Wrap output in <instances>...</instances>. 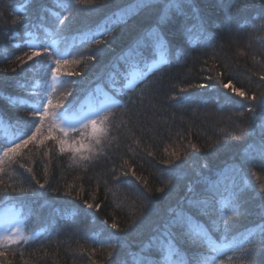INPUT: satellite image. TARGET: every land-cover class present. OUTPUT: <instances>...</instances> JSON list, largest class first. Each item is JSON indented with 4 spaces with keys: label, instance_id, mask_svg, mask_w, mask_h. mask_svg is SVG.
I'll list each match as a JSON object with an SVG mask.
<instances>
[{
    "label": "trees",
    "instance_id": "1",
    "mask_svg": "<svg viewBox=\"0 0 264 264\" xmlns=\"http://www.w3.org/2000/svg\"><path fill=\"white\" fill-rule=\"evenodd\" d=\"M197 2L205 18V31L193 32L190 39L180 33L170 36L168 62L159 65L149 81L129 94L134 103L112 109L110 126L99 146L92 143L89 129L76 137L85 145L80 153H61L55 140L44 139L43 144H29L22 150L17 159L24 168L17 163L3 165L0 209L7 204L20 206L27 229L35 233L44 228L45 232L0 247L4 253L0 264H120L129 251L137 252L149 239L159 219L185 196L186 186L198 179L197 173L210 175L231 162L239 143L235 136L255 129V138L259 139L257 126L264 119V107L259 105L264 97V0H226L223 10L216 0ZM96 4L106 10L109 0H96ZM228 11L230 23L225 21ZM25 12L33 25L31 38L26 35L27 26H21ZM53 13L61 18L67 15L58 7V0H0V96L15 97L13 107L7 98L0 99V143L6 135L20 134L15 128L16 117L31 116L28 108L34 100L20 85L38 92L51 86V72H45L36 62L47 64L54 58L48 56L45 61L43 48L25 44L52 45L56 40V47L67 48L68 63H62L56 73L60 83L52 93L53 103L66 104L76 96L88 107V100L113 86L109 79L112 62L135 35L118 25L101 38L106 43L75 47L83 39L78 33L95 29L106 18L104 12L80 11L75 19L64 21L59 27L65 39L48 35L57 27ZM207 36L212 38L205 39ZM177 45L181 46L179 59ZM98 47L106 51L93 60L91 55ZM52 50L50 47L48 52ZM33 51L40 56L29 60ZM6 56L11 58L4 59ZM66 79L80 83L64 84ZM116 79L119 81V77ZM229 82L245 96L232 93L231 87L223 88ZM200 84L209 87L202 89ZM93 89L96 95L88 96ZM193 94L207 103L184 102V97ZM253 95L255 101L249 99ZM249 107H254L256 118ZM59 127L58 123L52 125L53 137L61 135ZM74 135L69 133L70 140ZM27 168H32V173ZM247 176L257 190L264 184V169L258 165H250ZM69 190L72 196L65 195ZM85 200L93 208L85 210ZM259 203L252 200L245 215L229 221L230 236L238 241L248 230L256 229L254 226L261 222ZM112 223L118 228L112 229ZM211 234L219 242L221 233ZM259 239L255 246L244 243L249 255L227 250L221 257L224 264H264V246Z\"/></svg>",
    "mask_w": 264,
    "mask_h": 264
},
{
    "label": "snow or ice",
    "instance_id": "2",
    "mask_svg": "<svg viewBox=\"0 0 264 264\" xmlns=\"http://www.w3.org/2000/svg\"><path fill=\"white\" fill-rule=\"evenodd\" d=\"M225 2L226 0H216L222 10ZM85 5H90V7H82ZM58 7L67 15L61 18L59 14L53 13L57 18V27L48 35L54 34L60 39H65V37L60 35L62 29L59 26L70 17L75 19L80 11L104 12L106 18L95 29L90 28L78 33L83 36V39L79 45H74L75 47H83L84 44L106 43L101 38L111 34L118 25L134 32L135 35L124 51L112 62L109 79L112 80L113 86L97 98L95 108L81 104L76 96H73V99L66 104L53 103L52 93L56 91L57 83H60L56 73L62 63H68L67 56L70 53L67 48L56 47V40H53L52 45L44 42L24 45L33 49L43 48L46 53L45 61L48 56L54 58L47 64L44 61L36 62L42 70L51 72L52 82L49 90L45 92L34 91L26 84L20 85L32 97L34 103L28 108L31 113L30 117L15 118V128L20 134L6 135L4 141L0 143V172L3 171V165L6 162L19 164L17 158L21 156L22 150L29 144L37 142L43 144L44 139L55 140L61 153H80L85 145L76 137L83 136L90 129L92 143L99 146L106 128L110 126L109 114L112 109L134 103L129 94L135 92L140 84L149 81L159 65L168 62L167 57L171 55L170 36L173 33H180L183 37L190 39L193 32L203 33L205 31V18L197 0H109V7L106 10L101 9L96 4V0H58ZM228 8H231L230 4ZM20 10L17 9L18 12ZM25 16L21 26H27L26 35L31 38L32 21L26 12ZM225 21L231 22L230 11L226 13ZM40 22L43 23V19ZM76 38L73 37V40ZM211 38V36L205 37L209 40ZM50 47L53 50L49 53ZM108 47L110 48V45ZM180 47L177 45V59H179ZM105 51L106 48L98 47L92 53L91 59L94 60L97 55H103ZM33 56H40V53L33 51L28 59L32 60ZM10 58L11 56L4 57V59ZM20 59L17 57V60ZM29 67H35V65ZM71 75L73 74H68V76ZM116 77H119V81ZM261 79L264 80V77ZM63 83L75 85L80 82L66 79ZM117 83L119 87H115ZM198 87L207 89L209 85L200 84ZM230 87L232 93L240 97L245 96V93L233 87L231 82L223 85L225 89ZM2 91L3 89L0 88V92ZM141 91L143 92V89ZM181 91L185 90L181 89ZM96 92L97 90L93 89L87 95L95 96ZM68 95L72 93L69 92ZM125 97L127 99H124ZM4 98L9 100L10 107L14 106L11 101L15 97L0 96V99ZM183 99L186 103H207L206 100H198V94ZM249 99L255 101L256 97L253 95ZM259 105L264 107V97L259 101ZM248 111L252 113L253 118H256L254 107H249ZM57 123L60 125L61 135L53 137L52 125ZM257 127L260 129L259 139L255 138V129L249 131L247 135L241 132V135L235 136L234 139L239 143L231 162H225L220 169L210 175L197 173L198 179L186 186L185 196L159 219L149 239L140 246L137 252L129 251L127 259L121 260L120 264H224L221 257L229 249L233 252L240 250L242 255H249L251 253L244 247L243 241H237L234 236H230L232 224L229 221H232L233 217L245 215L249 211L248 206L252 200L260 202L258 215L261 222L254 226L259 229V232L248 231L244 240L255 246L256 237L259 236L258 243L264 246V184H261L257 190L252 187L247 176L250 165H258L264 169V119H261ZM45 131L47 136L44 135ZM69 133H75L71 140ZM38 137H43V139L38 140ZM173 155H176L177 159L180 158L175 152ZM19 167L24 168L25 165L19 164ZM26 171L32 173L33 170L27 168ZM123 174L127 175V172ZM116 180L118 181L119 178L116 177ZM36 183L39 184V181L37 180ZM39 186L44 187L43 184ZM65 195L72 196L71 190ZM4 199L7 200V196ZM83 203L85 210L93 208V205L86 200ZM96 208L98 210L99 205H96ZM225 208L228 209L227 212ZM102 223L107 225V221H102ZM13 226L12 222L0 226V247H6L9 243H18L20 240L33 239L25 237L19 227H16L15 233L11 232L10 229ZM110 227L117 229L118 225L112 223ZM212 232L221 233L219 242L213 238ZM94 242L104 243L103 241ZM0 255L4 253L0 252ZM228 259L231 261L232 257Z\"/></svg>",
    "mask_w": 264,
    "mask_h": 264
},
{
    "label": "rangeland",
    "instance_id": "3",
    "mask_svg": "<svg viewBox=\"0 0 264 264\" xmlns=\"http://www.w3.org/2000/svg\"><path fill=\"white\" fill-rule=\"evenodd\" d=\"M96 101H97L96 97L88 100L87 106L91 107V108H95ZM93 103H95V104H93ZM83 105H85V103H83ZM16 221H19V223H16ZM9 222H12L14 224V226L10 229L11 232L15 233L16 227H19L21 233L25 237H32L34 239L39 234H44V232H45L44 228H41L40 230H38V232H35V233L30 232L27 229V218L22 213L20 206H18L16 204H7L0 209V226L5 225L6 223H9ZM248 231L258 233L259 229L256 228V229H252V230H248ZM248 231L246 232V235H247ZM245 236H242L240 239H238V241H243V244L246 243L247 241L244 240ZM256 238H259V236H257ZM28 240H30V239H28Z\"/></svg>",
    "mask_w": 264,
    "mask_h": 264
}]
</instances>
